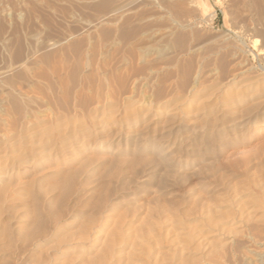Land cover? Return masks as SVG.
I'll return each instance as SVG.
<instances>
[{
	"label": "bare ground",
	"instance_id": "6f19581e",
	"mask_svg": "<svg viewBox=\"0 0 264 264\" xmlns=\"http://www.w3.org/2000/svg\"><path fill=\"white\" fill-rule=\"evenodd\" d=\"M190 3L111 0L78 36L28 33L33 49L0 69V264H183L187 239L205 244L157 203L192 175L226 186L214 143L264 124V63L249 59L264 38L253 19L206 57ZM261 148L238 162V209L210 183L198 216L264 259Z\"/></svg>",
	"mask_w": 264,
	"mask_h": 264
},
{
	"label": "rangeland",
	"instance_id": "374dc122",
	"mask_svg": "<svg viewBox=\"0 0 264 264\" xmlns=\"http://www.w3.org/2000/svg\"><path fill=\"white\" fill-rule=\"evenodd\" d=\"M110 1L111 0H0V69L15 61L16 49H21L22 53H27L30 49H33L35 41L32 38H28V35L33 33L32 31H35L36 34L41 32L39 38L37 37L39 41L44 39L63 40L64 37L66 38L71 35L78 36L84 31L82 28H85L86 21L87 24L88 20L93 22L94 18L99 15V13L106 11ZM186 1L192 3L189 5L193 10L191 12L192 15L190 14L188 19L197 22V29L201 31V35H205H202L199 41H209L210 43L205 47V49H208H206L207 52L205 49L201 51L206 57L214 53L215 50H213L212 47L217 44V46L214 47V49H216L219 43H221L220 40H231V42L233 41L232 43L238 45L239 33L242 32L245 26L251 27L254 20V22L259 24L257 26H260L258 30L263 33L260 35V38H264V0ZM38 35L39 34H37V36ZM201 38H203V41ZM213 43L215 45H213ZM209 45H211V47H209ZM209 49L211 50L209 51ZM258 58L259 56L249 57L254 66L258 65L259 62L264 63V60L261 59L259 61ZM207 60L209 61L210 59L208 58ZM210 61L208 65L211 67L212 63ZM205 93H208V91ZM203 99L207 98L203 97ZM257 125L259 124L254 126L248 125L247 127L233 131L231 134L227 135L228 143L223 146L215 141V149L217 148V151H219V157L215 165L224 168L226 186H221L217 183L218 181L214 182L216 184L211 183L210 179L212 180L214 177L210 176L211 174L207 172L206 176L202 174L203 177L202 175H192L188 177L187 181L180 183L181 185L174 188L175 190L172 192L174 197H172V194H164L159 200L160 203L159 201L158 203L156 202L158 206H160L159 204H161V206L170 204L171 206L174 205L173 208L178 209L177 212H179V214L177 213V215H180L179 218L184 222V227H186V229H183V234H185L190 227L194 232L202 231L204 235H207H205V244H199L193 237L187 239L189 240L187 246L183 247L184 249L181 250L183 260L180 261L179 259V262H184L183 264H264V259H262L261 255H258L260 253H252L251 251L247 253L248 249L246 248H248V246H243L239 251H236L235 245L230 241L231 238L238 237L239 235L235 233V231L238 230L235 226H229V229L233 232L231 235L230 233H228V235L219 233L213 237L208 231L211 229L208 227L209 225L198 216L199 212L204 209L203 207H205L206 202L208 203L207 192L210 190L211 185L212 187L214 186L216 190L214 195L217 198V203L225 199L227 202L222 201V203H220L221 205H226L228 203V207H232L231 210L233 212L238 209L237 203L240 202L238 201L240 199H238L240 195L239 192L243 190L241 189V186L243 187V177L237 176L240 171L238 167L239 163H241L243 159H248V156L259 150L258 148L261 146L264 148V124ZM215 177L217 178V176ZM201 181L203 182L201 183ZM210 183L211 185L209 186L208 184ZM190 185H192V187ZM219 187L221 188L218 189ZM218 196L220 198H218ZM169 198H174L172 200H175V203L173 202V204H171L168 202ZM138 199L140 202L146 201L142 196ZM235 200H237V203ZM154 204L155 203H152L150 206ZM218 220L217 227H220L221 225L218 224L222 222L220 219ZM209 242L215 243H211L210 245ZM196 243L199 245H196ZM227 244H229L230 248H228L229 246ZM260 248L262 249V253H264V246L261 245ZM227 249L233 254H230L231 252L227 251ZM241 253L245 255L243 256Z\"/></svg>",
	"mask_w": 264,
	"mask_h": 264
}]
</instances>
